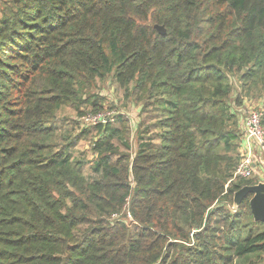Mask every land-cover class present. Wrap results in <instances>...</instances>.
Instances as JSON below:
<instances>
[{"label": "trees", "instance_id": "obj_1", "mask_svg": "<svg viewBox=\"0 0 264 264\" xmlns=\"http://www.w3.org/2000/svg\"><path fill=\"white\" fill-rule=\"evenodd\" d=\"M12 6L0 19V264L264 257L249 197L234 213L225 208L254 184L234 177L242 134L232 107L261 99L264 130V0ZM111 74L125 96L132 86L146 105L159 101L157 120L142 127L131 159L115 144L129 148L121 128L95 124L86 162L74 149L89 128L58 126L57 112L68 104L83 115L78 92ZM127 202L131 219L112 220Z\"/></svg>", "mask_w": 264, "mask_h": 264}, {"label": "rangeland", "instance_id": "obj_2", "mask_svg": "<svg viewBox=\"0 0 264 264\" xmlns=\"http://www.w3.org/2000/svg\"><path fill=\"white\" fill-rule=\"evenodd\" d=\"M14 0H0V19L3 16H9L10 10L15 8L12 6ZM17 2H20L18 0ZM16 2V3H17ZM129 87L130 91L128 96H125L121 89H118L113 82L112 74L107 76L102 80H94L90 87L84 86L82 91L78 92V96L82 99V103L79 104L80 111L83 115H77L72 107L68 104L62 106L57 112V117L59 120V125L63 128H68L72 126L75 121L88 129V135L85 139H81L75 145L74 151L76 153H82L84 160L90 162L94 157L91 151V141L93 138L97 137L98 132L94 129L95 124H104L107 121L111 122L114 127L121 128V138L127 142L129 148H125L121 142L115 141L117 150L121 153L127 154L131 159L137 150L138 143V133L143 130L148 124H153L156 122L157 110L160 106L159 101H155L152 105L147 104V99H142L140 94L136 93ZM93 96V97H92ZM88 98L89 102H84ZM91 100L96 102V106H91ZM261 99L259 98H246L242 99V103L239 106L232 107L233 111L236 113V119L238 120V126L235 127L236 131L243 135L244 126L249 113L252 110H259V104ZM143 104L145 106H143ZM122 116V122H117V117ZM98 116H101V120H96ZM141 125V127H139ZM143 127V128H142ZM151 133L159 132L161 129L148 128ZM80 129H75L74 134H79ZM151 133H148L151 135ZM156 141V140H155ZM157 142V141H156ZM240 152L243 150L242 145L238 148ZM255 156L251 159V174L247 179L251 180L254 184L259 182H264V151L255 146L254 148ZM89 165H87L88 167ZM82 170V173L87 175L90 173L88 168ZM130 178H132L130 176ZM129 202V201H128ZM125 205L120 214H113L112 220L125 218V221L130 220L131 216L129 214V203ZM225 208L234 213L237 209L233 207L232 203L225 205ZM249 220L246 224H249ZM239 264H264V257L252 256L248 258L247 261L241 262Z\"/></svg>", "mask_w": 264, "mask_h": 264}, {"label": "built area", "instance_id": "obj_3", "mask_svg": "<svg viewBox=\"0 0 264 264\" xmlns=\"http://www.w3.org/2000/svg\"><path fill=\"white\" fill-rule=\"evenodd\" d=\"M261 110H252L246 120L242 135V159L238 164L234 177H248L251 172V159L254 156L255 146L264 151V130L261 125ZM96 120H101L98 116Z\"/></svg>", "mask_w": 264, "mask_h": 264}, {"label": "water", "instance_id": "obj_4", "mask_svg": "<svg viewBox=\"0 0 264 264\" xmlns=\"http://www.w3.org/2000/svg\"><path fill=\"white\" fill-rule=\"evenodd\" d=\"M17 2L18 0H14ZM156 29L164 34L162 26H156ZM249 197V207L254 221L264 223V182L257 184L245 185L233 194V207L237 209L240 202Z\"/></svg>", "mask_w": 264, "mask_h": 264}, {"label": "crops", "instance_id": "obj_5", "mask_svg": "<svg viewBox=\"0 0 264 264\" xmlns=\"http://www.w3.org/2000/svg\"><path fill=\"white\" fill-rule=\"evenodd\" d=\"M254 156H255V152H254Z\"/></svg>", "mask_w": 264, "mask_h": 264}]
</instances>
